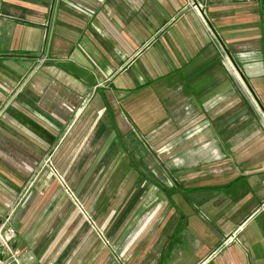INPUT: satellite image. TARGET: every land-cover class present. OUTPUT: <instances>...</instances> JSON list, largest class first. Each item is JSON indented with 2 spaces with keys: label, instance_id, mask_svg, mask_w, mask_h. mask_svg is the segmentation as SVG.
<instances>
[{
  "label": "crops",
  "instance_id": "1",
  "mask_svg": "<svg viewBox=\"0 0 264 264\" xmlns=\"http://www.w3.org/2000/svg\"><path fill=\"white\" fill-rule=\"evenodd\" d=\"M193 2L0 0V218L14 209L34 264L70 245L51 244L58 176L88 184L96 215L109 181L154 184L169 213L138 264H264V135L246 96L264 103V0Z\"/></svg>",
  "mask_w": 264,
  "mask_h": 264
},
{
  "label": "rangeland",
  "instance_id": "2",
  "mask_svg": "<svg viewBox=\"0 0 264 264\" xmlns=\"http://www.w3.org/2000/svg\"><path fill=\"white\" fill-rule=\"evenodd\" d=\"M193 1L195 2V0ZM228 62L230 73L235 75L238 68L231 59ZM240 80H238V83L242 84ZM246 96L254 111H256V114L251 115L250 112V115L256 118L260 131L259 135L263 136V100L248 89ZM156 156L160 158L157 153ZM175 162L177 163L176 160ZM63 177L58 176V182L62 186L60 188L67 195L66 203L62 207L65 217L58 225L57 233L52 236V239H55L51 244L59 246L65 239H71L66 250L67 254L62 258L60 264H138L139 247L145 244V240L153 238L161 227L160 224L167 218L169 213L164 195L158 193L157 189L154 188V184L147 179L136 181L127 178L120 181H109L105 185L102 194V199H104L102 205L108 204L102 210V214L96 215L90 212L92 197H89V200L83 199L87 194L88 184H70L71 180L66 176ZM101 183L103 184V181ZM101 183L94 184L95 188L92 196H95L102 186ZM134 189H137L135 194L132 193ZM80 193L82 198L79 196ZM132 194L134 196L131 202H134V206L129 209L128 216L126 218L121 217L113 225L115 222H112L111 215L118 208L121 209L128 201L129 195ZM141 228H144L142 233ZM139 231L140 235L138 234ZM236 240L233 235H228L223 246L231 245Z\"/></svg>",
  "mask_w": 264,
  "mask_h": 264
},
{
  "label": "built area",
  "instance_id": "3",
  "mask_svg": "<svg viewBox=\"0 0 264 264\" xmlns=\"http://www.w3.org/2000/svg\"><path fill=\"white\" fill-rule=\"evenodd\" d=\"M192 7L196 11L201 9L195 4ZM50 161L51 158H48L46 163L50 164ZM13 213L14 209L12 208L8 214L0 218V264H34L32 251L21 249L17 244L19 235L12 226Z\"/></svg>",
  "mask_w": 264,
  "mask_h": 264
},
{
  "label": "water",
  "instance_id": "4",
  "mask_svg": "<svg viewBox=\"0 0 264 264\" xmlns=\"http://www.w3.org/2000/svg\"><path fill=\"white\" fill-rule=\"evenodd\" d=\"M61 66H64L68 71L75 74L77 77H79L82 80H85L88 84L92 86H96L95 80H93V76L87 72L86 70L79 69L77 66H75L72 63H62Z\"/></svg>",
  "mask_w": 264,
  "mask_h": 264
},
{
  "label": "trees",
  "instance_id": "5",
  "mask_svg": "<svg viewBox=\"0 0 264 264\" xmlns=\"http://www.w3.org/2000/svg\"><path fill=\"white\" fill-rule=\"evenodd\" d=\"M156 182H157V180H156ZM157 183H158V182H157ZM157 185H158L159 188H160V187H163V188H164V186H163L162 184L160 185V183H158Z\"/></svg>",
  "mask_w": 264,
  "mask_h": 264
}]
</instances>
